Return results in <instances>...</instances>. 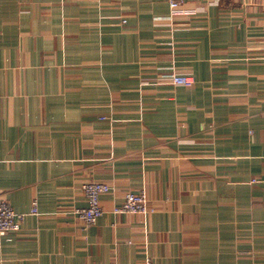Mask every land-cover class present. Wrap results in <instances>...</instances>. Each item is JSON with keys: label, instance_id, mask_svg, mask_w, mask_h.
<instances>
[{"label": "crops", "instance_id": "obj_1", "mask_svg": "<svg viewBox=\"0 0 264 264\" xmlns=\"http://www.w3.org/2000/svg\"><path fill=\"white\" fill-rule=\"evenodd\" d=\"M0 196V264H264V2L0 0Z\"/></svg>", "mask_w": 264, "mask_h": 264}, {"label": "built area", "instance_id": "obj_2", "mask_svg": "<svg viewBox=\"0 0 264 264\" xmlns=\"http://www.w3.org/2000/svg\"><path fill=\"white\" fill-rule=\"evenodd\" d=\"M259 1V0H258ZM263 1L264 0H260ZM179 2H172V7L176 9ZM171 81L177 85L191 87L194 85V77L187 74H169L167 75ZM82 193L86 197L87 206L75 208L74 212L82 221L85 227H90L97 223L99 217L103 214L101 204V195L111 190L110 185L101 181H87L81 186ZM116 213H131L148 215L155 211V208L149 204V199L144 190L139 193L128 192L124 197L121 205L115 207ZM32 214L38 213L37 203H33L31 209ZM26 214L15 211L11 203L0 196V249L3 241L9 232H18ZM111 264H119L117 261ZM145 264H153L151 259H147Z\"/></svg>", "mask_w": 264, "mask_h": 264}, {"label": "rangeland", "instance_id": "obj_3", "mask_svg": "<svg viewBox=\"0 0 264 264\" xmlns=\"http://www.w3.org/2000/svg\"><path fill=\"white\" fill-rule=\"evenodd\" d=\"M257 1H258V0H257ZM259 2H263V1H260V0H259Z\"/></svg>", "mask_w": 264, "mask_h": 264}]
</instances>
